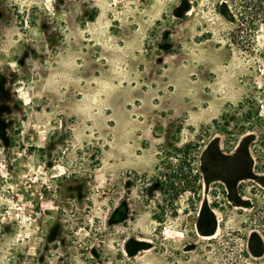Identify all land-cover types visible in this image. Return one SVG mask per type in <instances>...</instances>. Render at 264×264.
<instances>
[{
  "label": "rangeland",
  "instance_id": "1",
  "mask_svg": "<svg viewBox=\"0 0 264 264\" xmlns=\"http://www.w3.org/2000/svg\"><path fill=\"white\" fill-rule=\"evenodd\" d=\"M0 264H264V0H0Z\"/></svg>",
  "mask_w": 264,
  "mask_h": 264
},
{
  "label": "flooded vegetation",
  "instance_id": "2",
  "mask_svg": "<svg viewBox=\"0 0 264 264\" xmlns=\"http://www.w3.org/2000/svg\"><path fill=\"white\" fill-rule=\"evenodd\" d=\"M250 175H252V176H257V174H256V173H253V172H250ZM216 232H217V229H216L213 233H209V234L204 235V236L212 237V236L215 235Z\"/></svg>",
  "mask_w": 264,
  "mask_h": 264
}]
</instances>
